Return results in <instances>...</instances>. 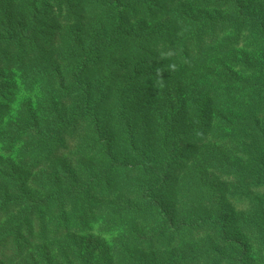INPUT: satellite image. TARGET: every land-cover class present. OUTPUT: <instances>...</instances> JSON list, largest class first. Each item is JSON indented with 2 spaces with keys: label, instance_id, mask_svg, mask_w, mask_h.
<instances>
[{
  "label": "trees",
  "instance_id": "16d2710c",
  "mask_svg": "<svg viewBox=\"0 0 264 264\" xmlns=\"http://www.w3.org/2000/svg\"><path fill=\"white\" fill-rule=\"evenodd\" d=\"M201 4L206 8L230 10L234 18L210 19L182 14L174 24L150 31L146 23L154 20L156 12L163 10L158 0L152 4L148 0H22L26 19L36 26L42 15L40 7L54 10L62 19L65 28L61 30L62 36L57 38L53 52L35 48L26 50L23 43L32 41L34 34L25 31L23 26L12 27L10 20L3 18L0 36L3 56L0 58L10 66H17L29 85L42 80L44 85L52 87L50 104L55 117H50L43 128L32 119L35 124L23 129L31 135V143L23 155L27 160L26 167H19L12 161L2 166L0 160V260L6 264H91L81 246L69 243L72 231L68 217L72 215L78 220L80 227L75 230L79 233L86 213L105 210L108 216L115 212L114 222L108 228L120 227L126 221L136 226L148 220L159 223V228L148 236L140 231L131 249L125 246L123 254L128 260L123 264H155L154 259L149 260V251L163 246L174 249L175 253L183 235L197 239L204 230L213 238L216 235L218 245L212 243L203 253H194L189 257L194 256L190 260L192 264H255L248 245L231 237L225 219L219 214L204 217L203 212L216 205L221 195L211 182H192L183 191L185 195L192 191V201L203 216L193 223L176 224L175 212L162 199L170 185H178V180L171 183L179 160L177 144L186 142L180 136L175 139L179 116L192 113L197 122L186 130L185 138L200 143V126H203L209 128V138L218 136L215 140L218 147L228 146L235 124L223 117L218 122L221 132L211 134V127L207 126L213 121H208L207 110L222 109L228 116L227 111L236 112L237 106L227 103L233 98H242L246 103L242 112L245 118L238 120L236 127L252 133V137L250 134L245 137L246 142L251 140L252 151L256 150L257 139L260 141L263 152L252 154L255 157L252 163L264 175V130L260 123L264 119V61L251 64L244 60L239 66H244L241 69L244 77L225 68L219 61L212 62V69H216V73L211 72L212 81L210 78L206 83L197 81L203 76L200 72L207 74L209 71L202 65L209 57L224 59L233 54L232 51L241 49L245 38L254 32L259 36L254 51L264 53V19L250 14L243 0H201ZM141 16L144 17L140 19ZM130 17L132 22H141L130 27L127 22ZM179 29L186 33L182 34ZM227 30L234 34L229 41L220 43ZM64 44L71 48L66 47L65 53L57 54L58 47L62 48ZM14 48H17L15 55L12 54ZM158 63L168 67L175 64L177 70L168 68L166 73L155 75L153 78L160 82L155 86L168 88L173 79L190 77L192 80L186 89H182V92L188 90L187 103L179 99L178 107L164 104L157 113L158 138L155 147H151L142 138L147 127L137 129L135 126L127 92L146 77L139 71L141 67ZM63 66L68 70L64 71ZM222 67L223 74L219 73ZM123 77L126 79L122 80ZM176 86L175 92L181 90L180 84ZM200 89L203 93H199ZM218 100L225 103H218ZM111 102L114 104L112 126L119 139L108 135L109 124L105 122V106ZM67 130L75 138L81 134L93 137L87 150L82 152L86 157L78 160L83 181L69 169L62 170V175L42 173V165H51L56 154L54 144ZM16 135L1 136L0 143L10 146L12 140L15 143ZM227 159L223 156L224 161ZM191 162L188 159L187 164ZM97 163L99 166L94 168ZM227 166L224 169L227 180L239 184L238 189L248 181L252 184L250 191L264 189V178L262 181L255 179V169ZM120 176L132 181V200L114 201L116 180ZM184 180H187L186 176L182 177ZM231 196L234 197V192ZM107 202L109 205H105ZM215 209L224 213L221 204ZM26 234L29 237L24 239ZM261 235L264 238V231ZM62 239L67 242L55 243L57 245L45 247L42 252L38 249V253L31 256L35 246ZM174 253L167 256V264H175L172 261ZM259 256L264 258L263 244L259 246ZM187 262L182 259L176 264Z\"/></svg>",
  "mask_w": 264,
  "mask_h": 264
},
{
  "label": "rangeland",
  "instance_id": "374dc122",
  "mask_svg": "<svg viewBox=\"0 0 264 264\" xmlns=\"http://www.w3.org/2000/svg\"><path fill=\"white\" fill-rule=\"evenodd\" d=\"M148 1H151V4L157 2V0ZM158 1L162 4L163 10L156 12L154 20L146 23L147 29L150 31L155 30L157 27H166L174 24L182 14H191L198 18L208 17L210 19L222 17L228 20L234 18V14L230 10L206 8L201 4V0ZM243 2L250 14L264 19V0H243ZM40 9H42V15L40 16V23L36 26L26 19V9L22 6V0H0V36H2L1 23L3 18H5L10 20L12 27L16 28L23 26L25 31L34 34L32 41L23 43L26 50L35 48L52 51L53 46H55L57 42V38L59 39L62 36L61 30H63L65 26L61 23L62 19L54 10H46L44 7H40ZM128 12L130 11L128 10ZM143 17L144 16H141L140 19ZM130 20L133 19L131 17L128 18L127 22L130 27L136 26L138 25L137 23L141 22H132ZM179 32L182 34L186 33L181 29H179ZM217 33L219 34L220 32L217 31ZM233 34V31L227 30L226 34H222L219 42L222 43L225 40L229 41ZM258 41L259 36L257 32H254V34L245 38V44H243L241 49L232 51L233 54L225 56L224 59L209 57L207 59L208 61L202 64L206 65L205 67H207L209 73L207 72V74H205L200 72L203 76H201L200 80L199 78L197 79L198 83H206V80L208 81L209 78L212 81L211 72L216 73V69H212V62L217 63V61L223 64L225 68L233 72L235 71L238 76L244 77L243 71H241V69H244V66L239 68L240 65H243L244 60L249 61L251 64H261L264 61V53L254 51ZM64 45L65 46L62 48L58 47L57 54L65 53L67 51L66 47L71 48L68 44ZM16 50L17 48H14L12 54L15 55ZM1 55L2 53L0 52V56ZM168 68L170 69V67L161 63L146 64L145 67L143 66L139 69L141 74L146 77H142V82H139L132 91L127 92L132 104L131 115L135 119V126L137 129H140L141 126L147 127L144 128L145 132L142 138L144 139L143 141L151 145V147H155V140L158 138V130H156L158 129L156 127H159V123L157 124V113L161 108H164V104L167 105L170 103V105L175 108L180 105L179 99L183 101L182 103H187L189 99L186 94L188 90L182 92V89H186V87L190 85L189 81L192 80L190 77L183 79L179 78L177 80L173 79L172 83L168 85V88H160L154 85L156 82H160L153 77L166 73ZM218 68H220V66ZM63 70L67 71L68 69L66 66H63ZM223 72L224 68L222 67L219 73L223 74ZM126 77H129V75ZM124 79L126 78L123 77L122 80ZM193 81L195 82L196 80ZM42 82V80H38L33 86L29 85L24 79L23 72L19 70L17 66H10L0 58V137H13L18 132L14 138V140H16L15 143H13V140L10 146L0 143V160L3 162L2 166L12 161L19 167H26L27 160L23 155L26 147L31 143V135L26 133L23 129L26 126L29 127L35 124L32 119H36L37 125L43 128L50 117H55L54 114H52L50 104V100L52 99L50 94L52 87L44 85ZM176 84H180L181 90L175 92V88L177 87ZM53 93L55 94V92ZM199 93H203V90L200 89ZM111 97L114 98V95ZM55 99L57 100L58 98L55 97ZM215 103L218 105V103L225 102L220 100L218 103ZM227 103L231 106L236 105V112L229 110L227 111L228 116H225L226 114H224L222 109L216 108L215 111H209L208 109V121H213V123L207 127H211V134L218 133V131L221 132L218 122L220 119L222 120L223 117L229 119L232 125L235 124V128H232V137L228 146L218 147L217 142H215L218 136L214 135L213 138H209L210 134L207 130L209 128L203 126H200V143H195V141H192L189 137L185 138L184 135L186 134V130L193 127L197 122L192 113L179 116L174 131L176 135L175 139H178V136H180L183 137L186 142L177 144L179 160L175 167L176 172L171 178V183H173V181L175 183L176 180H178V185L176 187L170 185L162 194V199L164 203L175 212L174 222L176 224L180 222H186L188 224L191 222L193 223V220L196 221L199 219L198 217L203 216L199 214L201 212L198 205L194 204V201H192V191L187 195H185L183 191H185L188 186H191L192 182H196L197 184L211 182L219 189L218 191L221 192V195L220 198L216 200V205H212V208L207 210V212H203L204 217H214L216 214H219L220 217L226 220L231 237L240 239V241L248 245L250 257L254 260V263L264 264V258L259 256V246L262 244L264 245V238L261 235L262 231H264V189L259 191H257L258 189H254L255 191H250V187L252 186L251 181H248L246 184L244 183L242 187L238 189L239 184H234L232 180L228 181L224 170L227 169V165H229V167L232 165L235 168H252L255 169V174L257 175L255 179L260 178V181H262L264 175L261 170L255 168L252 160L255 158L254 155L263 152V147L257 139L258 145L256 150L252 151L251 140L246 142L245 139V137H248L246 136L247 134H250L252 137V133L236 127L238 120L245 118V113L242 112L246 103H244L243 99L233 98L228 100ZM186 108L187 106H185V109ZM113 109L114 104H112V102L105 106V122L109 124L108 135L118 138L117 132L114 126H112V123H114V118H112ZM260 123L262 130H264V119L260 120ZM92 139L93 137L88 134H81L75 138V135H72L71 131L67 130L54 144L56 154L54 153L55 155L50 163L51 165H42L44 166L42 173H48L47 175H62V170L69 169L74 173L77 179L83 181V176L78 168V160L86 157L82 152L87 150ZM118 143L119 140L116 141V144ZM223 156H227L228 159L224 161ZM188 159L192 160L190 164H187ZM226 162L229 164H226ZM98 166L99 163L93 165L94 168ZM212 174L214 177H211ZM183 176H186L187 180L182 181ZM116 181V196H114L116 199L114 201L132 200V181L127 180L125 176H120ZM226 190H230V192L226 193ZM233 192L234 197L231 196ZM105 197H107V195ZM241 201H243V203ZM108 203L109 202H107V204L105 203V205H109ZM218 204L222 205L224 209L223 214L221 209H215V206ZM113 207L116 209L114 204ZM103 211L104 212L96 213V211H94L86 213L82 222V231L79 233L76 232L77 228L80 227L78 220L72 215L68 217V223L72 231L68 237V240H70L69 243L74 242V244L76 243L78 246H81L82 251L90 258L91 264L125 263L124 261L128 260L123 254L124 248H126L125 246L131 249L140 231L144 236H148L159 228V223L150 220L137 226L134 225V223H130L131 221H126L124 225L120 227L108 228V226L114 222L115 212L108 216L105 210ZM49 216L50 214L47 215L48 219ZM250 225L251 229L249 228ZM252 229L254 230L251 232ZM199 236L201 237L194 239V237L189 236V234L183 235L177 244L178 249L175 253L172 251L174 249L165 248L163 246H160V249H156L154 252L149 251L147 253L149 260L154 259L155 264H167L165 262L167 256L169 253H174L172 261L175 264L182 259L188 261L187 264H192L190 260L194 256L192 258L189 257L194 255V253H203L212 243L218 245L216 235L214 238L209 236L207 230L201 232ZM28 237L29 234H26L24 239ZM66 239L46 241L41 247L35 246L33 249L34 253L31 256L37 254L38 249L42 252L45 247V249H49L57 245L55 243L60 244L61 242H67ZM203 263L201 262L198 264ZM0 264H6V261L0 260Z\"/></svg>",
  "mask_w": 264,
  "mask_h": 264
},
{
  "label": "clouds",
  "instance_id": "9594fccd",
  "mask_svg": "<svg viewBox=\"0 0 264 264\" xmlns=\"http://www.w3.org/2000/svg\"><path fill=\"white\" fill-rule=\"evenodd\" d=\"M170 69H171L172 71H176V70H177V69H176V65H175V64L170 65Z\"/></svg>",
  "mask_w": 264,
  "mask_h": 264
}]
</instances>
